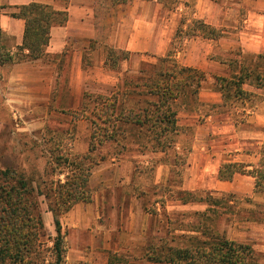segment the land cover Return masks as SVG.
I'll return each instance as SVG.
<instances>
[{
  "label": "rangeland",
  "instance_id": "374dc122",
  "mask_svg": "<svg viewBox=\"0 0 264 264\" xmlns=\"http://www.w3.org/2000/svg\"><path fill=\"white\" fill-rule=\"evenodd\" d=\"M112 1L114 0H108V6L106 5L104 15L101 16L106 20L102 27L104 37L101 38L100 45L109 74L113 79L117 76L122 78L123 82L118 87L119 90H126V80L137 83L142 75L140 70H145L146 76H150L154 71L151 65H156L160 57L147 55L138 64V68H134L139 57L135 59L131 54L116 48L114 42H110V37H115L116 30L120 26L121 14L126 16L137 7V4H134L136 0H127L122 4L110 6ZM163 1L165 2L163 12L178 9V14L182 15L176 16L181 20L174 22L176 29L172 39L173 47L172 44L170 47V50H173V56L181 65L188 62L205 65L208 58L212 61L223 59L228 63L236 61L234 65L238 64L237 56L242 52L239 36L248 25L245 20L250 10L246 3L243 4V0H213L218 3L221 11L220 21L213 23V27L221 31L219 39H212L215 37L212 35L207 37L193 35L192 29L195 28V12L199 8V0ZM119 5L123 6L118 8ZM121 10L124 12L122 13ZM111 14L112 19H110ZM174 23L166 22L168 26ZM245 62L247 65L255 62L258 63L259 68L264 67L262 57L257 60L247 57ZM213 69L215 72L224 74L223 77L227 79L235 75L232 66L224 70L219 67ZM247 80L253 86L264 89L262 74L259 77L253 74ZM222 82L224 81L220 83ZM100 89L101 92H97ZM129 89H133V86ZM242 89L244 93H236V88H231L230 95L227 97L228 102H232L233 105L236 98L248 99L255 95L250 90H244V85ZM114 92L113 89L92 86L85 93L111 95ZM63 99L65 102L60 103L59 109L57 102L52 101L45 105V108L44 106L35 107L39 105L33 104L31 111L29 107L27 109L17 105L14 108L8 101L0 100V168L15 170L24 176L29 185L34 188L35 194L43 193L36 198H29L34 206L28 208L27 217H25L27 223L21 238L15 237V233L11 230L15 229L14 226L7 231L9 238H0V264H56L55 243L58 234L51 209L61 211L59 215L65 250L61 264H131L130 260L142 257L145 246H141L139 237L142 233L138 227L133 233H129L128 196L135 194L140 197L143 191H146L144 208L152 214H161L160 218L172 229L170 236L165 237L170 244L172 235L180 236L185 233V238L172 243L184 246L187 245L189 236L201 237L202 231L210 229L215 234L223 233L226 236L233 220V206L230 201L241 202L239 197L206 190H197L191 194L180 193L184 189V180L188 175L190 149L195 142L197 125L201 121L200 118H194L197 110L195 104L191 103L186 110L179 112L180 133L175 146L168 151L147 150L143 153L136 143H128L123 151L116 144L105 143L90 153L91 122L75 116L74 112L80 110L81 104L79 109L71 110L69 96L66 95ZM46 107L49 110V116L41 121V116H46ZM54 109H58V113L52 116L51 111ZM42 122L44 124H41ZM80 130L83 133L79 134ZM97 138L100 139L99 136ZM136 151L151 155L146 158L150 162L149 165L143 164L142 158H133V152ZM101 156L105 158L101 160ZM81 158L85 163L75 171L73 163ZM122 160L133 161L131 172L128 170V165L121 163ZM90 161H96L97 164L90 165ZM110 161L118 164V168L107 169L106 164ZM161 162L169 167V172L165 181L156 183L154 168ZM89 168H91L90 173H88ZM117 173H120V176H116ZM78 176H82L85 181L87 179L86 187L81 188V185L76 186L77 189L74 187ZM130 176L133 179L131 184H127ZM74 198L81 199L74 201ZM184 199H202L203 201H197V206L185 205ZM201 202L204 208L206 205L204 212L199 210ZM67 207L70 209L66 210ZM160 218L159 221H161ZM135 220L143 224L151 222V219L144 221L140 217H135ZM130 234L137 237L138 244H129ZM102 253L107 255L108 262L100 261L98 258L97 255H103ZM89 255L94 257L92 262L83 258ZM141 262L158 264L149 262L146 258H142Z\"/></svg>",
  "mask_w": 264,
  "mask_h": 264
},
{
  "label": "crops",
  "instance_id": "0c3cea01",
  "mask_svg": "<svg viewBox=\"0 0 264 264\" xmlns=\"http://www.w3.org/2000/svg\"><path fill=\"white\" fill-rule=\"evenodd\" d=\"M107 2L108 0H0L2 7L0 48L14 56L12 63L0 66V100L8 101L14 108L17 105L27 109L29 107L30 111L33 110V104L39 105L35 107L45 108V105L53 101L57 102L59 109L60 103L65 102L63 97L67 95L70 109L77 110L86 90L92 86L114 91L119 89L118 86L122 84L123 79L118 76L115 79L111 77L100 45L101 38L104 37L102 27L106 20L101 16L104 15L106 5L108 6ZM243 2L250 10L245 20L248 25L239 36L242 52L237 56L239 62L235 64L237 66L235 74L241 73L247 57L255 60L260 57L264 59V0ZM35 3L47 6L55 12H65L68 19L52 24L45 59L18 62L15 55L28 53L27 49L21 50L26 20L13 14L19 15L24 7ZM134 4H137L136 10L134 8L126 16L121 14L120 26L115 37H110V42H114L116 48L131 54L135 59L139 57L134 65V68H138V64L147 55L163 57L168 54L176 29L174 22L181 19L176 17L179 15L178 9L163 12L162 9L165 8L163 0H136ZM217 4L213 0H199V8L195 12L196 19L214 26L213 23L220 21L221 14ZM120 6L123 5H119L118 8ZM112 18L111 14L110 19ZM170 21L174 24L168 26L166 22ZM205 63L185 64L201 70L205 74V81L199 91V104L194 117L200 118L201 121L197 125L195 142L190 149L188 175L184 180L183 190L186 192L206 190L239 197L241 202L230 201L233 206V220L226 237L236 243L249 244L253 249L251 264H264V192L256 191V178L247 172H235L228 179L220 177L223 165L241 164L247 171H251L258 164L264 146V89L253 86L246 79L243 84L244 90H250L255 95L248 99L236 98L232 105L219 88V83L227 77L213 69L219 67L224 70L230 67V63L223 59L212 61L210 58ZM250 67L254 69V75L264 76V67L259 68L258 63L254 62ZM97 92H101V89ZM58 109L51 111L52 116L58 113ZM48 112L49 110L46 116H41V121L49 116ZM81 133L82 130L79 131V134ZM133 153V158H142L141 162L149 165L150 162L146 158L151 155H145L140 151ZM121 163L128 165L129 172L133 170V161L122 160ZM106 166L107 169L118 168V164L111 161ZM154 169L156 183L167 179L169 172L167 165L161 162ZM104 170L106 171L105 168ZM119 174L116 176H120ZM132 176L128 177L130 181L128 180L127 184H131ZM143 192L140 197L135 194L128 196L130 219L127 227L129 233H133L138 227L142 233L139 237L141 246H145L150 239H159L170 232L169 225L160 218L161 214H152L144 208L146 191ZM197 203L193 201L184 204L197 206ZM200 204L201 209H198L204 212L206 205L204 208L203 202ZM135 217H140L144 221L151 219V222L139 223ZM129 240V244H138L137 237L132 234ZM143 255L144 252L142 257L130 260L131 264H145L141 262ZM97 256L100 261L108 262L105 253ZM83 258L90 262L94 260L92 255Z\"/></svg>",
  "mask_w": 264,
  "mask_h": 264
},
{
  "label": "trees",
  "instance_id": "16d2710c",
  "mask_svg": "<svg viewBox=\"0 0 264 264\" xmlns=\"http://www.w3.org/2000/svg\"><path fill=\"white\" fill-rule=\"evenodd\" d=\"M114 1L110 6L122 4L127 0ZM1 8L0 6V14ZM13 16H21L26 20L24 44L21 50L27 49L28 53L15 55V60L18 62L45 59L52 24L65 22L68 19L67 13L55 12L47 6L36 3L24 7L19 15L15 13ZM194 23L193 35L215 36L212 39L219 38L221 35L220 30L202 20L195 19ZM214 33L216 34L214 35ZM13 60V55L3 52L0 48V66L12 63ZM245 61L240 70L241 73H234L235 75L231 79H224L222 80L224 82L219 83V88L226 98L230 95L233 87L236 88V93H244L242 85L249 76L254 74V69L250 67L253 63L247 65ZM234 62L230 63V66L234 68L232 71H236L237 68ZM151 66L154 67V71L150 76H146L145 70H140L142 75L138 78L137 83L126 80V90L117 89L111 95L84 94L80 110L74 113L77 118L88 119L91 122L90 153L105 143L116 144L123 151L128 143H136L143 153L147 150L168 151L175 146L180 133L178 114L180 111L186 110L191 103L195 104V107L198 106L199 91L205 81V74L197 68L181 65L173 56L172 49L166 56L160 57L156 65ZM131 86L133 89H129ZM98 136L100 139L97 138ZM122 150L120 151L123 152ZM104 158L105 156H101V160ZM84 163L82 158L78 162H74L75 171L80 169ZM94 164H97L96 161H90V165ZM90 170L91 168L88 169V173ZM235 172L252 174L256 178V191L264 192V146L261 150V158L253 170L247 171L246 167L241 164H226L220 169V177L228 179ZM75 181L76 189V186L81 185V188L87 186V179L83 180L82 176L76 177ZM68 186L71 188V185L68 184ZM33 193L34 188L29 185L23 175L18 174L15 170L0 168L1 239L9 238L10 235L7 234V231H10V227L13 228V226L15 229L11 230L15 233V237L21 238V233L27 223L25 217H27L28 208L34 206L30 203L29 198H36L43 194L42 192ZM180 193L191 194L192 192L183 190ZM47 198H49L48 195ZM70 198L73 199V197ZM79 199L81 198H74V201ZM193 201L203 200L184 199L183 203ZM70 207H67L66 210H69ZM51 210L54 213L58 234L55 243L56 264H61L65 251L59 215L61 211ZM171 233L172 229L166 236L157 240H148L144 247L143 258L158 264H251L253 249L249 244L236 243L225 235L213 233L211 229L202 231L201 237L189 236L187 245L184 246L172 243L182 240L186 234L172 235L170 244L165 237L170 236Z\"/></svg>",
  "mask_w": 264,
  "mask_h": 264
}]
</instances>
